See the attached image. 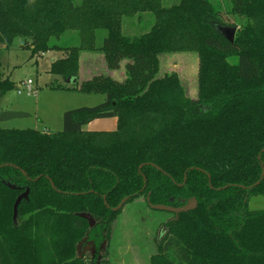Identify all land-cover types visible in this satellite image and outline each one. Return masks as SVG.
<instances>
[{
	"label": "trees",
	"instance_id": "obj_1",
	"mask_svg": "<svg viewBox=\"0 0 264 264\" xmlns=\"http://www.w3.org/2000/svg\"><path fill=\"white\" fill-rule=\"evenodd\" d=\"M230 4L240 27L212 0H0V53L18 38L31 57L61 51L49 72L65 80L77 78L85 50L102 52L112 71L126 61L122 81L99 74L49 84L106 95L65 111L61 131L0 127V264H86L77 246L90 224L79 213L107 229L114 208L140 196L174 207L198 201L166 223L172 234L151 264H264V210L249 208L264 195V0ZM144 12L154 15L151 29L123 34V18ZM217 25L237 27L234 41ZM69 31L79 45L58 42ZM163 52L198 55L195 97L178 72L158 76ZM1 69L0 59V101L15 87ZM107 117L116 130H83ZM21 185L30 191L14 221Z\"/></svg>",
	"mask_w": 264,
	"mask_h": 264
},
{
	"label": "rangeland",
	"instance_id": "obj_2",
	"mask_svg": "<svg viewBox=\"0 0 264 264\" xmlns=\"http://www.w3.org/2000/svg\"><path fill=\"white\" fill-rule=\"evenodd\" d=\"M82 0H75L80 4ZM180 0H163L165 5H173ZM224 13V22L237 23L239 20L227 13L231 6L230 0H212ZM154 15L150 12L133 17H124L122 30L128 36L141 35L148 32L154 24ZM107 31L97 30V45H102ZM58 42L65 46L80 44V36L76 31L66 32ZM24 41L16 39L9 49L0 53L2 72L4 77H10L15 82V87L8 91L0 101L3 109L19 110L28 114L22 118H16L0 122L3 128H33L41 132H57L64 127V113L67 110L80 107H92L105 101L103 93H85L77 89H53L49 84H70L61 76L49 72L51 63L61 57L60 51H49L40 57H31V51L22 47ZM160 57V70L158 76L176 71L181 76L188 94L197 95L199 57L192 52H163ZM237 56L230 57L231 61H237ZM125 63L119 70L109 69L105 57L100 51H82L80 56V68L76 80L80 84L91 79L95 75H110L117 80L126 78ZM29 82L34 88L26 91L22 82ZM26 88V87H25ZM18 89H23L18 93ZM2 100V99H1ZM118 128L116 117L97 118L87 122L83 126L86 131H114ZM250 210H264V195H253L249 200ZM174 216L172 212L153 209L148 206L144 196L131 200L124 204L112 225V237L103 240L100 250L95 249L93 243L87 238L77 246V255L83 258L86 264L94 259L100 264H151V257L158 251L159 243L167 241L172 234L167 230L163 237L159 234L163 226ZM110 239V240H109Z\"/></svg>",
	"mask_w": 264,
	"mask_h": 264
},
{
	"label": "water",
	"instance_id": "obj_3",
	"mask_svg": "<svg viewBox=\"0 0 264 264\" xmlns=\"http://www.w3.org/2000/svg\"><path fill=\"white\" fill-rule=\"evenodd\" d=\"M217 27H218L219 31L222 33V35L226 39H228L231 42L234 41L235 34H236V31H237V27H235V26H225V25H217ZM3 46L5 47V45H3ZM68 80H70L72 82L73 81L76 82V78H74V79L69 78ZM25 116H28V114L25 113V112L19 111V110H0V122L8 121V120L16 119V118H22V117H25ZM141 167H142V165L140 166V168ZM156 167L159 168L158 166H156ZM262 177H264V172H263ZM185 178H186V176H185ZM4 183H6V185L8 187H10L11 189H19L18 186L12 184L11 182H5L4 181ZM52 185L55 187L53 182H52ZM29 191H30L29 188H27L23 193H21L17 197V199L15 201V204H14V221L17 220L18 206H19L20 202L23 199H28ZM127 201H128V197L124 198L122 200V202L117 207L114 208V210L117 211L120 208H122V206ZM147 202H148V205L150 207H152L153 209L175 213L176 219H178L179 214L181 212H187V211L193 210V209H195L197 207V204H198V201H197V199L195 197H192L184 205H182L180 207H174V206L164 205V204H152V203H150L149 198H147ZM79 215L81 217L87 219L89 221V224H90L91 227H93L96 224L95 218L90 213L83 212V213H79ZM166 230H167V226H163V228L161 229L160 234H159L160 240L163 237V235L165 234Z\"/></svg>",
	"mask_w": 264,
	"mask_h": 264
},
{
	"label": "flooded vegetation",
	"instance_id": "obj_4",
	"mask_svg": "<svg viewBox=\"0 0 264 264\" xmlns=\"http://www.w3.org/2000/svg\"><path fill=\"white\" fill-rule=\"evenodd\" d=\"M2 166H4V164H2V165H0V167H2ZM17 168H19V167H17ZM25 175L27 174L24 170L22 171ZM30 179V178H29ZM21 187H26V189L27 188H29V186H26V185H21L20 186V188ZM26 189H23L21 192L23 193ZM146 199V202H147V198H145ZM128 202V201H127ZM147 204H148V202H147ZM198 205V204H197ZM124 206V205H123ZM122 206V207H123ZM149 206V205H148ZM180 207V206H179ZM121 209V208H120ZM119 209V210H120ZM173 213V212H172ZM174 215H175V213H173ZM96 220V219H95ZM115 221V220H114ZM114 221L111 223V225L109 226V228H107V229H109V230H107L106 229V227H104L103 226V224H102V222L101 221H96V224L93 226V227H91V226H89L90 228H89V230L86 232V234H85V236H84V238L83 239H85V238H87L89 241H91L92 243H93V245H94V247H95V249H99L100 250V247H101V245H103L102 244V242H103V240H105V239H108V238H111L112 236V233H111V230H112V225H113V223H114ZM83 239L79 242V243H81L82 241H83ZM110 240V239H109ZM78 243V244H79Z\"/></svg>",
	"mask_w": 264,
	"mask_h": 264
},
{
	"label": "built area",
	"instance_id": "obj_5",
	"mask_svg": "<svg viewBox=\"0 0 264 264\" xmlns=\"http://www.w3.org/2000/svg\"><path fill=\"white\" fill-rule=\"evenodd\" d=\"M24 88L23 89H26V91H32L34 90V88H32L31 84L29 82H25L23 81L22 84H21ZM23 89H18V93L21 94L23 91Z\"/></svg>",
	"mask_w": 264,
	"mask_h": 264
},
{
	"label": "crops",
	"instance_id": "obj_6",
	"mask_svg": "<svg viewBox=\"0 0 264 264\" xmlns=\"http://www.w3.org/2000/svg\"><path fill=\"white\" fill-rule=\"evenodd\" d=\"M3 99H4V98H2L1 102H3ZM0 108H1V110H10V109H3V108L1 107V105H0Z\"/></svg>",
	"mask_w": 264,
	"mask_h": 264
}]
</instances>
